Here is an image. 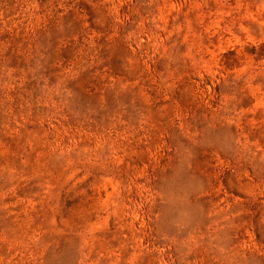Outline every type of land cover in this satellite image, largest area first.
Listing matches in <instances>:
<instances>
[{"label":"rangeland","instance_id":"obj_1","mask_svg":"<svg viewBox=\"0 0 264 264\" xmlns=\"http://www.w3.org/2000/svg\"><path fill=\"white\" fill-rule=\"evenodd\" d=\"M0 264H264V0H0Z\"/></svg>","mask_w":264,"mask_h":264}]
</instances>
